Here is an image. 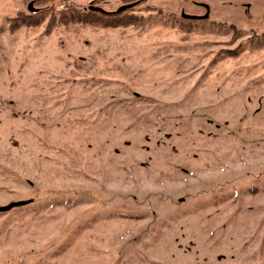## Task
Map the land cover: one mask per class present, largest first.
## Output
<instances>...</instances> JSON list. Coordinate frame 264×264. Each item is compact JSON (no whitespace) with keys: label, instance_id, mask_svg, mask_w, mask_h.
Segmentation results:
<instances>
[{"label":"rangeland","instance_id":"374dc122","mask_svg":"<svg viewBox=\"0 0 264 264\" xmlns=\"http://www.w3.org/2000/svg\"><path fill=\"white\" fill-rule=\"evenodd\" d=\"M0 264H264V0H0Z\"/></svg>","mask_w":264,"mask_h":264},{"label":"water","instance_id":"95a60500","mask_svg":"<svg viewBox=\"0 0 264 264\" xmlns=\"http://www.w3.org/2000/svg\"><path fill=\"white\" fill-rule=\"evenodd\" d=\"M129 6H130V5L120 6V7L116 10V12H121L122 10L128 8ZM205 8H206V13H205V15L200 16V17H199V16H196V15H189V14H186V13H184L183 11H182L181 15H182L183 18H185V19H189V20H196V19H200V18L205 19V18L208 17V7L205 6ZM88 9H89V10H92V11H95V12L106 13V11L103 10L102 8H100V7H95V6H92V5H89ZM28 10H29L30 12H35V11H36V9L32 8V2H30V3L28 4Z\"/></svg>","mask_w":264,"mask_h":264},{"label":"trees","instance_id":"16d2710c","mask_svg":"<svg viewBox=\"0 0 264 264\" xmlns=\"http://www.w3.org/2000/svg\"><path fill=\"white\" fill-rule=\"evenodd\" d=\"M27 19L28 18H26V20H25V17H16V18L12 19L11 21L20 22V23H24L25 22L26 23ZM16 26H17V24L13 25V27H16Z\"/></svg>","mask_w":264,"mask_h":264},{"label":"flooded vegetation","instance_id":"af4514ba","mask_svg":"<svg viewBox=\"0 0 264 264\" xmlns=\"http://www.w3.org/2000/svg\"><path fill=\"white\" fill-rule=\"evenodd\" d=\"M104 10V9H103ZM106 11V10H105ZM114 12H116V10L115 11H106V13H101V14H110V13H114Z\"/></svg>","mask_w":264,"mask_h":264}]
</instances>
